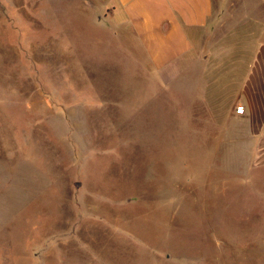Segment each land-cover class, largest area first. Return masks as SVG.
<instances>
[{
  "label": "rangeland",
  "instance_id": "rangeland-1",
  "mask_svg": "<svg viewBox=\"0 0 264 264\" xmlns=\"http://www.w3.org/2000/svg\"><path fill=\"white\" fill-rule=\"evenodd\" d=\"M108 1L0 0V264H264V172L222 140L264 0H213L166 72L98 22Z\"/></svg>",
  "mask_w": 264,
  "mask_h": 264
},
{
  "label": "crops",
  "instance_id": "crops-1",
  "mask_svg": "<svg viewBox=\"0 0 264 264\" xmlns=\"http://www.w3.org/2000/svg\"><path fill=\"white\" fill-rule=\"evenodd\" d=\"M214 16L213 0H109L98 12V22L121 31L140 49L144 63L166 72L194 57ZM223 86L230 87L229 103L222 109L225 155L241 172L263 173L264 45L248 61L239 60L238 70L223 72ZM208 111L213 125L219 108L209 106Z\"/></svg>",
  "mask_w": 264,
  "mask_h": 264
},
{
  "label": "built area",
  "instance_id": "built-area-1",
  "mask_svg": "<svg viewBox=\"0 0 264 264\" xmlns=\"http://www.w3.org/2000/svg\"><path fill=\"white\" fill-rule=\"evenodd\" d=\"M237 113H239V114L243 113V108H238Z\"/></svg>",
  "mask_w": 264,
  "mask_h": 264
}]
</instances>
